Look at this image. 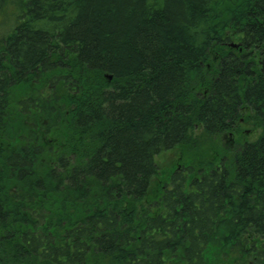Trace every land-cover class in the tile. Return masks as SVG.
Instances as JSON below:
<instances>
[{"label": "trees", "instance_id": "16d2710c", "mask_svg": "<svg viewBox=\"0 0 264 264\" xmlns=\"http://www.w3.org/2000/svg\"><path fill=\"white\" fill-rule=\"evenodd\" d=\"M0 264H264V0H0Z\"/></svg>", "mask_w": 264, "mask_h": 264}, {"label": "rangeland", "instance_id": "374dc122", "mask_svg": "<svg viewBox=\"0 0 264 264\" xmlns=\"http://www.w3.org/2000/svg\"><path fill=\"white\" fill-rule=\"evenodd\" d=\"M260 134L261 128L244 122H242L238 131L217 136H209L201 127H196V129L191 132L189 141L171 150L164 151L157 157L159 174L154 178L152 184L153 192L158 190L161 185L163 186L164 181H166L173 168L184 164V162L189 159L184 153L194 151L205 155L208 151H211L217 154L220 152L221 147H230L236 145V142H243L246 140L253 141L257 139ZM196 142H199L198 146H195Z\"/></svg>", "mask_w": 264, "mask_h": 264}, {"label": "bare ground", "instance_id": "6f19581e", "mask_svg": "<svg viewBox=\"0 0 264 264\" xmlns=\"http://www.w3.org/2000/svg\"><path fill=\"white\" fill-rule=\"evenodd\" d=\"M230 46H233V43H231Z\"/></svg>", "mask_w": 264, "mask_h": 264}, {"label": "water", "instance_id": "95a60500", "mask_svg": "<svg viewBox=\"0 0 264 264\" xmlns=\"http://www.w3.org/2000/svg\"><path fill=\"white\" fill-rule=\"evenodd\" d=\"M233 46H237L236 44H233Z\"/></svg>", "mask_w": 264, "mask_h": 264}]
</instances>
